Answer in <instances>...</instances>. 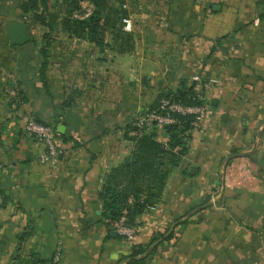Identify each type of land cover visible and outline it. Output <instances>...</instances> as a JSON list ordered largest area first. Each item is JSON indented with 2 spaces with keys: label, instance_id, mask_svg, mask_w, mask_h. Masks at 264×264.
I'll use <instances>...</instances> for the list:
<instances>
[{
  "label": "crops",
  "instance_id": "1",
  "mask_svg": "<svg viewBox=\"0 0 264 264\" xmlns=\"http://www.w3.org/2000/svg\"><path fill=\"white\" fill-rule=\"evenodd\" d=\"M123 1L132 48L117 52L120 39L99 48L63 32L61 0H47L46 25L0 0V264H47L57 249V264H124L153 237L147 264H264V0ZM12 18L28 23L22 45L2 29ZM193 75L218 82L199 89L206 115L188 152L133 240L112 235L104 176L130 154L135 119ZM27 113L57 133L53 168L22 129Z\"/></svg>",
  "mask_w": 264,
  "mask_h": 264
},
{
  "label": "trees",
  "instance_id": "2",
  "mask_svg": "<svg viewBox=\"0 0 264 264\" xmlns=\"http://www.w3.org/2000/svg\"><path fill=\"white\" fill-rule=\"evenodd\" d=\"M84 1L93 5L92 12L83 18L73 17L74 11L82 10L81 3ZM61 2L64 5V13L59 19L61 30L69 37L86 39L99 48L114 46L120 39L117 52L132 48V36L123 33L122 29L121 19L127 15L123 0H61ZM19 7L32 22L46 25L47 0H21ZM107 32L111 34V44L105 42ZM43 37L46 39L47 36ZM47 46L48 41L41 47L43 57L46 56ZM44 66L45 61L41 64L42 78ZM164 96H173L185 104L202 103L201 99L194 96L193 85ZM190 120V117L180 116L177 123L163 127L167 135L165 142L157 140L156 127L134 137V146L130 154L104 176L98 196L102 205V216L108 220L111 227L112 222L123 213L127 223L134 226L133 219L136 215L161 200L169 175L188 152L191 139ZM171 235L172 233L166 239ZM159 237H162V234ZM157 238L153 237L145 245H132L124 264H147L155 247L149 252L146 251Z\"/></svg>",
  "mask_w": 264,
  "mask_h": 264
},
{
  "label": "built area",
  "instance_id": "3",
  "mask_svg": "<svg viewBox=\"0 0 264 264\" xmlns=\"http://www.w3.org/2000/svg\"><path fill=\"white\" fill-rule=\"evenodd\" d=\"M81 11H74L73 17L83 18L88 16L92 10L93 5L89 2L81 4ZM123 7H125L123 5ZM122 29L124 31H131L132 23L129 17L121 19ZM193 85L194 96L201 99L199 89L207 88L209 85L218 82L217 79L205 80L200 75H193L191 77ZM206 115V106L201 104H185L176 100L173 96H162L158 99L155 105L146 109L134 121L136 136L142 135L144 132L150 131L153 127H165L175 124L179 121V117H190L191 130L198 129ZM22 129L28 136L34 137L42 142L44 148L39 155V162L47 165L49 168L55 167L61 154V148L57 145V133L51 125H47L38 121L32 114H24L22 117ZM7 165L0 163V174L6 172ZM3 198L0 193V207ZM114 231L123 239L131 242L135 235V227L127 223L125 215H121L118 219L112 222ZM59 258V251L56 250L52 259L47 264H57Z\"/></svg>",
  "mask_w": 264,
  "mask_h": 264
},
{
  "label": "water",
  "instance_id": "4",
  "mask_svg": "<svg viewBox=\"0 0 264 264\" xmlns=\"http://www.w3.org/2000/svg\"><path fill=\"white\" fill-rule=\"evenodd\" d=\"M2 29L8 38L9 45H22L30 39L28 23L26 21L17 18L7 19L4 21ZM111 234L115 235V231Z\"/></svg>",
  "mask_w": 264,
  "mask_h": 264
}]
</instances>
